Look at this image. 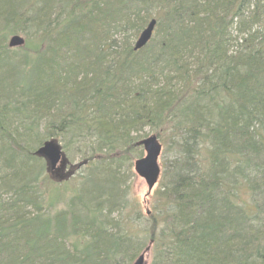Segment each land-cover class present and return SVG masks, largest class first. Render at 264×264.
<instances>
[{
	"label": "trees",
	"instance_id": "1",
	"mask_svg": "<svg viewBox=\"0 0 264 264\" xmlns=\"http://www.w3.org/2000/svg\"><path fill=\"white\" fill-rule=\"evenodd\" d=\"M144 127L169 130L175 156L143 218L118 183ZM59 136L91 173L82 196L43 203L33 152ZM257 208L264 0H0V264H130L149 242L148 264H264Z\"/></svg>",
	"mask_w": 264,
	"mask_h": 264
},
{
	"label": "rangeland",
	"instance_id": "2",
	"mask_svg": "<svg viewBox=\"0 0 264 264\" xmlns=\"http://www.w3.org/2000/svg\"><path fill=\"white\" fill-rule=\"evenodd\" d=\"M33 29H29L28 33L32 36ZM21 37H23V35H20ZM120 35H116L115 37L118 38ZM132 39V43L134 42L135 39ZM17 54H20L21 52L18 51L16 52ZM17 54H15L17 56ZM19 58V56H17ZM134 81H138V80H134ZM163 82L161 81L159 83V86L162 85ZM187 104V103H186ZM38 121V120H37ZM36 121V123H37ZM17 126L19 128H21V125L19 123H16ZM44 125V122H42L38 128L39 132L42 133L41 128ZM159 134L161 135L160 138H158L159 143L161 144V152L160 155L158 157V165L160 168V175H159V179L156 183V185L152 188L151 192L149 195L146 196L147 194V187L146 184L144 182L143 179L137 177L134 172H133V159H134V155H137L135 157V159L139 156L143 155V150L140 147H134L131 154L129 155L132 160H127V161H122V167L119 171L120 173V179L121 182L118 183V191L121 190L122 186H125V191L123 192V199H125V203H127V205L132 208V207H137L139 206V210H140V214L141 216L144 218L146 216H149L150 214H155L156 213V209L158 210L159 208H161V204L166 203L167 200L164 199L162 197V195L160 194V188H162L164 186V182H168V175L172 174V173H167L168 169L170 167V169H172L173 164L170 163L172 162V160H174V156H175V152L172 151L173 145L174 143H172L171 140V135L169 134V130H159L158 131ZM154 133V131H151L150 127H144L142 128L141 131H137L132 133L133 136H139L141 138L145 137L148 134ZM62 138V139H61ZM58 142L61 146H63V142H66L67 140L63 139V136H59L58 138ZM75 147L77 146V144L75 143L74 145ZM79 146V144H78ZM25 147L27 148V146L25 145ZM74 150H64V152L67 155V158L69 159L70 162L72 163H78L81 160V155H80V151L78 149ZM140 154H136V152H138ZM177 157H179L177 155ZM74 171L73 176H68L67 178L63 179V181H58L55 179H50V184L48 183H40L42 185V187H39V193H41L43 195V203H68L69 198L71 197V195L73 193H76L77 191L80 192L81 196L83 195L82 193V188L81 187V182L82 180H84V177H88L89 174L91 173V169H87L86 166L82 165V166H78V168H76ZM66 173V172H65ZM64 176V174L62 175ZM52 177V176H51ZM54 177V176H53ZM52 177V178H53ZM108 186L104 185L101 188L107 192L105 189ZM82 188V189H81ZM56 189V190H55ZM235 196H233L235 198V206H245V209L250 210L251 209V205L252 203H246V200L250 201V196L247 193H244V191H241V189H237L235 191ZM255 194V192H254ZM42 200V201H43ZM117 203H122L121 200L117 199L116 201ZM135 203V204H134ZM63 206V204H59L58 207ZM255 211V209H253L251 211V213H253ZM131 212V211H129ZM150 213L149 215H147V213ZM219 210H216V213H218ZM256 212H260L258 215H262L264 216V212L260 211V208H257ZM252 215V214H251ZM232 216V222H236V220L238 219L235 215L231 213ZM251 219L258 223L259 222V226H260V230L264 229V220L260 221L257 218H255L254 216L251 217ZM264 242V240H263ZM263 247V246H262ZM259 249L261 250V247L259 246ZM149 256L147 259V264L149 262ZM249 262V261H248ZM260 264V263H259Z\"/></svg>",
	"mask_w": 264,
	"mask_h": 264
},
{
	"label": "water",
	"instance_id": "3",
	"mask_svg": "<svg viewBox=\"0 0 264 264\" xmlns=\"http://www.w3.org/2000/svg\"><path fill=\"white\" fill-rule=\"evenodd\" d=\"M153 28L151 22L139 35L135 47L139 48L148 40ZM23 39L19 36H12L8 41L10 48L21 46ZM136 146H142L144 157L134 161V172L140 178H143L148 190L154 185L159 174V167L157 165V158L160 153V145L158 144L155 136H149L136 143ZM34 156L44 159L47 172L52 179L61 181L62 178H67L72 171L63 172L67 164L65 155L61 151L59 145L55 140L44 142L34 153ZM78 167V166H77ZM75 167V168H77ZM74 168V167H72ZM64 174V176H62ZM133 264H144V255L141 254L133 262Z\"/></svg>",
	"mask_w": 264,
	"mask_h": 264
}]
</instances>
